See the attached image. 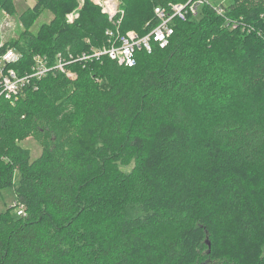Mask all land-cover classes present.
Returning a JSON list of instances; mask_svg holds the SVG:
<instances>
[{"label":"trees","instance_id":"trees-1","mask_svg":"<svg viewBox=\"0 0 264 264\" xmlns=\"http://www.w3.org/2000/svg\"><path fill=\"white\" fill-rule=\"evenodd\" d=\"M185 1L120 0V31L147 35L154 7ZM13 2L0 8L13 14ZM36 2L52 10L50 25L32 35L26 23L23 45L2 46L21 54L9 65L18 75L36 54L52 62L105 43L112 25L98 7L84 4L68 24L74 0ZM173 29L166 48L138 51L132 68L77 63L71 84L52 73L15 103L0 98V192L15 196L0 212V264H209L204 217L215 206L232 244L220 264H264V0H228L221 16L204 6ZM36 133L42 151L32 160L20 141ZM96 134L111 139L94 149ZM111 140L114 161H135L114 197L94 184L114 174L102 155ZM210 189L225 197L207 207Z\"/></svg>","mask_w":264,"mask_h":264},{"label":"built area","instance_id":"built-area-1","mask_svg":"<svg viewBox=\"0 0 264 264\" xmlns=\"http://www.w3.org/2000/svg\"><path fill=\"white\" fill-rule=\"evenodd\" d=\"M101 10L110 24L111 28L104 31L105 43L102 46H89L87 50L78 54H71L70 51L58 52L52 62L46 56L36 54L32 58V65L29 73L20 76L9 67L15 64L21 57L14 48L2 50L0 45V98L14 103L18 100L21 89L30 84L32 80H41L49 74L59 73L63 76L75 78L76 75L70 73L73 64L86 65L88 62L109 59L118 66L132 68L136 65V54L138 51L151 53L152 47L157 46L164 49L168 46L170 38L174 33L173 24L176 21L185 22L190 18H197L204 6H209L217 15L223 14L225 2L212 3L209 0H186L183 3H168L167 6H156L153 9V16L156 25L147 35L139 36L135 31H120L121 21L124 12L118 0H92ZM79 16L78 12L68 14L66 22L72 24ZM237 27L236 23L231 25V29ZM86 43H89L86 40ZM69 75V76H68ZM22 210L17 211L21 215Z\"/></svg>","mask_w":264,"mask_h":264},{"label":"rangeland","instance_id":"rangeland-1","mask_svg":"<svg viewBox=\"0 0 264 264\" xmlns=\"http://www.w3.org/2000/svg\"><path fill=\"white\" fill-rule=\"evenodd\" d=\"M13 5L15 7V11L13 14H6L2 8H0V45H3V47L7 45H13V44H18L23 45L25 42V39L28 37V32L32 33V35L38 34L39 30L44 31L42 29H45L54 19V14L52 13V10L50 9H42L40 6L35 8L36 6V0H14ZM215 3H220V2H225L227 3L228 0H213ZM120 3V0H118ZM84 4H89L97 7L92 0H74V7L65 14V20L66 16L68 14H72L75 12H78L82 9ZM28 8L31 10L34 8L35 14H33ZM98 10L101 13V10L98 8ZM102 14V13H101ZM104 15V14H102ZM105 16V15H104ZM26 23H28L29 28L27 29L28 32H26L25 27ZM145 25V23H144ZM143 25V27H144ZM135 30V29H134ZM141 30H143L141 28ZM70 73L75 74L76 77L72 79V77H67L66 81L69 82V84L73 83L76 78H77V72L74 70L73 67L70 68ZM133 77L137 76L136 73H131ZM69 76V75H68ZM131 76V77H132ZM16 102V101H15ZM14 102V103H15ZM40 135L38 133L32 134V136L20 141V145L28 149L30 152V158L36 159L42 151L41 147V141L42 138L39 140ZM93 138L98 139L96 142V145L94 149L98 148L101 145L102 139H111L108 135L106 134H96L93 136ZM110 143V142H109ZM113 143L114 150L112 151H102L105 157L109 158L108 159V164L110 165V168L112 171H114L113 176H107V177H100L99 180L95 181L96 187H98V191L100 193H106L107 191L110 190L111 194L112 192H115L118 186V181L119 177L118 175L120 173L123 174H129L132 169L135 167V161L132 160L129 163H124L122 160L123 158L120 157L118 161H114V158H117V153H118V148H116V143L114 140H111V144ZM208 157L211 158V156L208 155ZM201 159V157H198ZM212 159V158H211ZM213 161V159H212ZM212 161H210V164L212 165ZM91 163V162H90ZM210 165V166H211ZM199 167V166H198ZM203 166L201 168L200 172H203ZM107 184H110L108 187ZM121 189H118L120 191ZM221 192V193H220ZM112 197H114V193L112 194ZM225 197V192L219 191L216 192V190L210 189L207 191L205 194L202 196V200L204 201V205L207 207H212L213 205L215 206L216 204L222 202L223 198ZM222 199V200H221ZM221 200V201H220ZM220 201V202H219ZM15 203V196L13 194V191L11 188L4 189L0 192V212L5 211ZM15 205V204H14ZM218 206L213 207L208 214L205 215V221L207 222V226L209 227L212 238L214 240V247H215V255H213L210 258L209 264H220L221 259L226 256L227 250L232 246V244L228 243V240L225 237V233L223 232V223H227L225 221V216L222 213V209H218ZM136 208L140 212V214H145L141 211V206L136 205ZM17 208H15L16 210ZM14 215V211H13ZM203 239V238H202ZM199 240V239H197ZM194 245V244H192ZM191 244L188 245V255L190 254L189 250L190 247H192ZM232 249V247H231ZM205 250H201L200 255H204ZM206 260V258L204 259Z\"/></svg>","mask_w":264,"mask_h":264},{"label":"water","instance_id":"water-1","mask_svg":"<svg viewBox=\"0 0 264 264\" xmlns=\"http://www.w3.org/2000/svg\"><path fill=\"white\" fill-rule=\"evenodd\" d=\"M206 243H207L208 245H210L209 242L206 241Z\"/></svg>","mask_w":264,"mask_h":264}]
</instances>
